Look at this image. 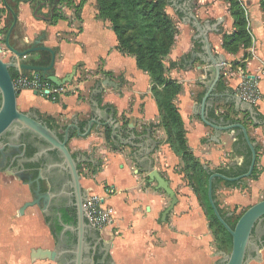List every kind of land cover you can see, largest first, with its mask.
Masks as SVG:
<instances>
[{
	"label": "crops",
	"instance_id": "obj_1",
	"mask_svg": "<svg viewBox=\"0 0 264 264\" xmlns=\"http://www.w3.org/2000/svg\"><path fill=\"white\" fill-rule=\"evenodd\" d=\"M184 1L177 0V3ZM189 1L192 12L200 21L223 19L217 32L208 33L212 52L224 55L220 77L223 85L221 88L216 85L214 91L234 92L243 76L253 78L259 75L262 100L254 106L264 113V74L260 72L264 66V24L260 0H240L251 36L246 58L244 50L229 53L221 47L222 34L233 31L232 17L226 4L222 0ZM208 1L210 3L207 4ZM56 3L58 0H19L12 40L20 37L19 46L28 47L43 31L42 44L56 49L54 75L62 78L73 70L74 74L67 82L66 92L55 101L30 89L19 91V108H35L38 116L53 125L58 133H63L64 128L74 122L79 124L82 132L84 121L93 113L92 101L96 100L98 108L102 109V120L113 111L122 129V137H127L130 131L139 136L149 130L151 138L156 141L150 153L153 167L169 181L177 199L164 221L161 215L171 199L163 189L156 187L155 181L149 180L132 156L136 147L116 144L111 138L107 141V126L93 125L84 137L71 129L67 143L69 150L93 158L91 162L82 161L79 164L81 186L87 190V196L104 197V204L112 209V221L101 229V235L111 242L114 264H205V245L210 238L208 231H211L206 224L204 210L187 182L183 162L170 147L166 131L160 124L148 73L138 68L133 55L118 49L110 22L98 17L95 0H85L79 14L72 5ZM74 3L77 4L78 0ZM55 5L63 17L50 23ZM170 17L174 19L177 31L164 65L166 75L182 85L174 101L183 122L187 145L198 161L211 170L240 168L249 152L245 140L239 138L240 130L234 128L216 135L214 129L199 116L198 105L205 92L202 81L208 79V73L203 70L204 65L199 58H193L191 54L201 52V43L194 37L195 28L183 21V13L175 6ZM3 24L4 14H0V28ZM1 35L0 45L4 33L3 37ZM41 53H30L26 60L38 62ZM2 54L9 56L5 49ZM211 111L216 117L210 119L223 125L238 122L234 120L242 119L244 114L236 112L233 104L219 95H213L209 100L208 117ZM224 114L228 117L224 118ZM245 127L249 138L259 147L255 160L258 178H243L249 181H243L238 186L219 182L215 195L221 208L223 205L238 204L244 199L243 191L247 189L264 188V124L248 123ZM3 179L10 180L11 184L3 182ZM107 186H112L115 191L106 196ZM28 197V193L17 183L0 177V264H55L47 259L30 260L32 248L51 247L47 224L39 208L30 206L22 214L19 213V208ZM255 234L252 240L260 249L258 254L254 248L248 251L250 259L247 264H264L262 223H259ZM222 252L225 251L218 249L214 253L217 257L212 264H220Z\"/></svg>",
	"mask_w": 264,
	"mask_h": 264
},
{
	"label": "water",
	"instance_id": "obj_2",
	"mask_svg": "<svg viewBox=\"0 0 264 264\" xmlns=\"http://www.w3.org/2000/svg\"><path fill=\"white\" fill-rule=\"evenodd\" d=\"M171 3L173 6L179 8L183 13V21L190 23L195 28L196 33L194 34V37L198 38L201 43V52L196 51L195 53H191L193 58H199L201 63L204 65L203 70L208 73V79L202 81V84L205 86V92L198 105L200 119L205 124L212 127L216 135H219L221 131L234 128L239 129L242 132L243 138L250 151V161L245 172L236 176H227L214 171L208 177L207 186V196L210 206L212 207L217 219L227 229L232 237L231 250L228 253L222 252L223 258H221L220 264H247L250 259L248 251H250L251 248H254L255 252L258 254L260 249V246L252 240V234L257 230L260 221L264 218V199L248 206L239 216L234 227L231 228L221 216L215 205L212 197V182L215 177H220L229 181L241 180L248 177L252 173L255 165L256 142L249 138L247 129L241 122H232L223 125L219 121L210 119L207 116V106L209 105V100L213 95L224 96L227 102L233 104V108L236 112L247 113V117L252 121L253 125L264 124V118L259 119V112L256 107L249 101L242 99L238 94L228 90L219 93L214 91L221 77L224 55L214 54L212 52L208 33L210 31L217 32L219 30L218 25L222 22V17L217 18L214 22H210L209 20L200 21L192 12L189 0H185L181 4L177 3V0H171ZM8 9V28L5 30L3 42L2 45H0V135L12 125L15 130L19 128L18 126H20V128H24L43 138L42 140L48 144V150L56 149L62 158V161L58 164V166L63 170H66L69 175L66 185L71 188V194L74 197L75 206V223L67 224L59 217L58 220L61 229L56 236L55 245L53 246V240L48 231L51 248H32L30 250L29 257L31 261H35L37 259H47L55 264H92L89 255V244L86 242V230L90 227L94 229L97 228L89 224L85 218L84 202L88 193L87 190L81 186L78 165L82 161L91 162L93 161V158L83 153H76L72 155L67 145L71 129H75L79 136L84 137L90 132L93 125L96 127L107 126L110 128V138L114 143H122L123 145L136 147L132 156L141 165L149 180L155 181L156 187L163 189L171 199L170 205L161 215L162 221L165 220L166 214L176 203V195L171 188L169 181L164 179V177H162L153 167V161L150 157V153L153 151L156 141L151 138L150 131L147 130L146 133L139 136H137L133 131H130L127 137H122V129L119 122L113 116V111L107 113L104 120H102V109L98 108L96 100L92 101L93 113L84 121L85 124L83 126V131L80 132L79 124L74 122L68 124L64 128V132L61 137L56 128L50 127L46 121L38 116V114L31 116L29 113L22 112L18 109L17 96L19 90L14 87L11 74L12 71H20L23 74H28L30 71H38L44 79L49 80L56 85H62L71 81L74 70L72 73H69L62 78H58L54 75L53 66L56 49L42 44V41L44 40L43 31L30 43L28 47H24V45L19 46L20 37L15 39V41L12 40L16 31L17 13L11 6H8ZM4 49L9 53V56H7L6 59L1 57V53H3ZM41 52H47L50 55L49 62L46 65H41L34 59L26 60V56L28 54ZM103 111L106 113V110ZM136 139H139L140 141H135ZM40 176L41 175L36 178V197L32 200L23 202L19 208L20 214L24 212L25 208L30 206L41 207L40 210L45 211L47 206L46 203L50 195L39 193L38 178ZM10 179L23 188V186L16 179L12 177H10ZM40 197H43L44 201L41 202ZM58 216H60L59 213ZM67 233L73 234L75 239L69 241Z\"/></svg>",
	"mask_w": 264,
	"mask_h": 264
},
{
	"label": "trees",
	"instance_id": "obj_3",
	"mask_svg": "<svg viewBox=\"0 0 264 264\" xmlns=\"http://www.w3.org/2000/svg\"><path fill=\"white\" fill-rule=\"evenodd\" d=\"M5 1L0 0V14H4V24L0 28V34L4 33L7 26L6 21L9 16L8 6H11L17 13V4L19 2V0ZM51 1L53 2V0ZM224 1L228 3L227 9L232 17L233 31L222 34L221 47L229 53L244 50V58H246L248 56L246 50L250 46L251 36L247 28L244 11L239 0ZM84 2L85 0H78V3L75 4L74 0H58L56 4L66 3L68 6L72 5L76 14H79V9ZM166 4V0H95L98 17L110 22L111 28L117 38L118 49L122 53L133 55L138 68L148 73L151 81L150 91L158 107L160 124L166 131L168 143L174 153L183 162L185 177L204 210L207 225L215 243L219 249L228 253L231 250L232 237L217 219L210 206L207 196L208 177L214 171L227 176H236L245 172L250 161V151L247 153L244 164L240 168L231 167L211 170L200 163L188 147L183 122L174 101L175 97L180 93L182 85L177 80L169 78L166 75L164 65V59L174 43L177 31L174 22L165 10ZM259 6L264 24V0H260ZM62 17L60 9L55 5L50 23ZM49 59V53L42 52L38 63L46 65ZM16 73L14 71L13 75ZM222 85L220 78L217 86L221 88ZM258 112V118L263 119L264 113ZM209 114V118L216 117L213 111ZM226 115L224 114V118L228 117ZM234 121L241 122L244 126L252 123L247 117V113L243 114L242 119ZM47 124L53 127V125ZM62 134L59 133L60 137ZM105 136L106 140L110 141V129L108 127L105 128ZM239 138L244 139L241 131ZM255 150L257 154L259 150L257 145L255 146ZM78 171L80 173L79 165ZM247 178H258L257 166L254 165L252 173ZM219 182L228 186H238L243 182V179L229 181L215 177L212 182V197L215 205L226 223L233 228L235 222L245 209L234 215L233 211L228 214L229 211H223L219 207L215 195L216 185Z\"/></svg>",
	"mask_w": 264,
	"mask_h": 264
},
{
	"label": "flooded vegetation",
	"instance_id": "obj_4",
	"mask_svg": "<svg viewBox=\"0 0 264 264\" xmlns=\"http://www.w3.org/2000/svg\"><path fill=\"white\" fill-rule=\"evenodd\" d=\"M13 73L12 71V78ZM18 109L31 116L37 114L33 107L22 110L18 106ZM18 127L15 130L12 125L0 135V177L16 179L28 193V200H32L36 197V178L41 175L38 178L39 193L48 194L50 197L45 211L40 210L41 207L38 208L47 224L54 246L61 229L58 218L67 224L75 223L74 197L71 188L66 185L69 175L58 166L62 158L56 149L48 150V144L43 138ZM40 201H44L43 197H40ZM260 223L264 231V218ZM67 234L69 241L75 239L73 234ZM252 237H256L255 231ZM86 242L89 244L92 264H114L111 258V242L102 237L99 229L88 228Z\"/></svg>",
	"mask_w": 264,
	"mask_h": 264
},
{
	"label": "built area",
	"instance_id": "obj_5",
	"mask_svg": "<svg viewBox=\"0 0 264 264\" xmlns=\"http://www.w3.org/2000/svg\"><path fill=\"white\" fill-rule=\"evenodd\" d=\"M260 72L264 74V66ZM259 77V75H255L253 78L243 76L235 86L234 93L253 105L258 104L262 100L258 86ZM13 84L19 91L30 89L52 101L57 100L58 96L67 90V83L56 85L44 79L38 71H30L28 74L18 71L13 77ZM114 191L112 186H107L105 194L107 196ZM84 212L86 221L100 231L112 221V209L104 204V197L87 196L84 202Z\"/></svg>",
	"mask_w": 264,
	"mask_h": 264
},
{
	"label": "rangeland",
	"instance_id": "obj_6",
	"mask_svg": "<svg viewBox=\"0 0 264 264\" xmlns=\"http://www.w3.org/2000/svg\"><path fill=\"white\" fill-rule=\"evenodd\" d=\"M225 4H226V6L228 7V3L226 2V1H224V0H222ZM239 2H240V4H241V7H242V9H243V11H244V15H245V18H246V13H245V8H244V6L242 5V3H241V1L239 0ZM166 5H165V10H166V12L168 13V15L170 16V13L171 12H173V5H172V3H171V1L170 0H166ZM208 3H210V1H208L207 2V4ZM206 3L204 4L205 6L207 5ZM228 10V9H227ZM229 12V11H228ZM171 19H172V21L174 22V24H175V26L177 27V25H176V23H175V21H174V19L171 17ZM7 22V21H6ZM8 28V24H7V26H6V28H5V30ZM248 28V27H247ZM4 33H5V31H4ZM2 37H3V34L1 35ZM1 57L3 58V59H6V55H4V54H2L1 55ZM243 181H249V180H243ZM3 182H5V183H9V184H11V182H10V180H4L3 179ZM18 187V186H17ZM243 197H244V199L243 200H241L238 204H235V205H233V206H235L234 207V209H233V206H231V205H228V206H226V205H223L222 206V210L223 211H233L234 213V215H237L238 213H240L241 211H243L244 209H246L248 206H250L251 204H253V203H255V202H257V201H259V200H261V199H264V188H262V189H258V188H255L253 191H249L248 189H247V191H243ZM233 209V210H232ZM205 221H206V219H205ZM44 222H45V220H44ZM45 224H46V222H45ZM207 224V223H206ZM47 226V225H46ZM172 227V226H171ZM173 232H175L176 231V228H175V226H173ZM207 230V229H206ZM115 231V230H114ZM113 231V232H114ZM208 231V230H207ZM207 233V232H206ZM208 234H210V238L209 239H207L206 240V245H205V249H206V256L204 257V259H205V264H212L213 263V261H214V258H216L217 256L216 255H214V253L215 252H217L218 251V246H217V244L215 243V241H214V239H213V237H212V234L211 233H209V231H208ZM227 253V252H226ZM112 257H113V255H112Z\"/></svg>",
	"mask_w": 264,
	"mask_h": 264
}]
</instances>
